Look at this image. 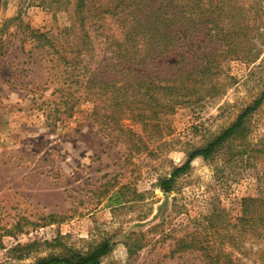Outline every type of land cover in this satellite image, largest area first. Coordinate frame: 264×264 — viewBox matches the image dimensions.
I'll return each mask as SVG.
<instances>
[{"label":"rangeland","instance_id":"1","mask_svg":"<svg viewBox=\"0 0 264 264\" xmlns=\"http://www.w3.org/2000/svg\"><path fill=\"white\" fill-rule=\"evenodd\" d=\"M205 2V21L224 32L238 25L241 56L221 57L215 74L202 77L205 55L219 53L220 42L204 32L181 35L182 46L154 62L163 66L142 72L190 73L191 93L169 96L157 116L137 110L139 95L128 99L133 110L118 114L127 130L119 132L106 127L115 115L110 98L88 79L125 76L130 95L132 74L117 72L103 41L81 66L59 59L87 48L73 3L0 0V264L58 252L45 243L55 239L82 253L108 241L101 264H264L256 220L264 212V99L231 141L206 161L194 159L171 192L160 188L264 93V0ZM132 143L139 151H128ZM182 239L193 248H182Z\"/></svg>","mask_w":264,"mask_h":264},{"label":"trees","instance_id":"2","mask_svg":"<svg viewBox=\"0 0 264 264\" xmlns=\"http://www.w3.org/2000/svg\"><path fill=\"white\" fill-rule=\"evenodd\" d=\"M73 3L77 11V18L80 20L81 31L83 33V45L86 49L80 50L76 57L69 60L67 57L59 56L66 66H73L75 64L82 65L81 56L86 53L90 54L95 51V47L99 46L103 41L106 49L111 53V59L116 60L115 67L121 68L125 74H132L130 86L133 88L135 94H128V89L125 87L123 81L126 77L119 81L118 79L109 78L105 73L101 75L98 73L94 79L91 76L88 79L89 83H95L99 88L101 94L110 98L111 112H115L114 116L105 118L106 127L110 126L119 132L127 131L124 127L119 126L120 120L123 118L118 114L126 111L131 112L132 106L129 105L128 99H139L136 104L137 110H150L157 116L158 108L165 107L169 96L171 100L175 101L191 93L190 84L196 83L197 79H192L190 73L183 76V78L172 75L168 79L161 76H150L148 73H143L144 69H155L163 66L157 65L154 62L158 59L165 58L182 46L186 37L192 36L199 32H204L213 38L216 42H220L219 46L222 48L220 52L209 53L205 55L207 58L204 65L198 70V75L205 77L207 75L215 74V70L219 65L221 57H240V38L233 36V32H237L238 25L230 26L231 31L224 32L219 23L208 22L204 20L206 13L209 11L206 6V0H68ZM73 6V7H74ZM207 7V8H206ZM202 16H198V15ZM182 35V36H181ZM235 35V34H234ZM47 45L54 48V45L47 39ZM185 47V46H183ZM54 51V50H53ZM106 64V61H102ZM137 66L140 68L139 72L132 68ZM178 66V61H174L168 67V70L175 69ZM93 69H91L92 71ZM72 72L74 70H71ZM70 72V71H69ZM194 74V70H191ZM179 75V73H178ZM67 79H73L67 75ZM87 80V81H88ZM134 82L136 84H134ZM156 91V92H155ZM160 96V97H159ZM264 99V93L254 101L253 105L248 106L238 117L235 123L226 128L218 137L204 145L203 147L194 149L187 156L186 162L177 167L170 177L164 179L160 183V188L167 193L172 191V185L175 180L188 169H190L191 162L201 157L203 160H208L220 147L231 141L234 136L243 128L246 117L255 111ZM169 103V102H168ZM142 106V107H141ZM122 134V133H120ZM120 134H117L116 139H119ZM133 137H136L131 133ZM127 138V137H126ZM124 140H129L124 139ZM127 142V141H126ZM128 144V143H127ZM136 143H132L128 147V151H139ZM264 179V171L262 173ZM249 213L248 206L243 209V221ZM256 220L258 224L264 226V212H257ZM187 238V237H186ZM59 239L49 242L45 241L47 247H62L60 250L50 251L47 256L37 257V259L30 264H101L102 258L112 251V244L108 241L102 242L95 248L86 253L79 252L73 248L59 245ZM182 248L188 246L193 248L192 242L185 239L181 240ZM184 244V245H183ZM37 245L33 242L31 245L24 246L31 248ZM24 247H20L24 249ZM22 259L19 257L18 260ZM202 264H213L212 261L203 262Z\"/></svg>","mask_w":264,"mask_h":264}]
</instances>
